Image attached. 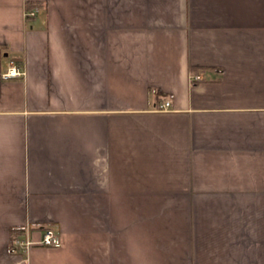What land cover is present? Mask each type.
I'll use <instances>...</instances> for the list:
<instances>
[{
    "label": "crops",
    "instance_id": "0c3cea01",
    "mask_svg": "<svg viewBox=\"0 0 264 264\" xmlns=\"http://www.w3.org/2000/svg\"><path fill=\"white\" fill-rule=\"evenodd\" d=\"M48 226L22 264H264V0H0V264Z\"/></svg>",
    "mask_w": 264,
    "mask_h": 264
},
{
    "label": "built area",
    "instance_id": "2783aa9c",
    "mask_svg": "<svg viewBox=\"0 0 264 264\" xmlns=\"http://www.w3.org/2000/svg\"><path fill=\"white\" fill-rule=\"evenodd\" d=\"M41 12L40 6H34L32 8H27L24 10V19L32 20L35 19ZM26 71L24 67L16 60H11L10 66L6 72L1 74V78L4 80H9L13 78L25 77ZM172 107L170 101L165 102L161 105L159 111H169ZM62 244L59 233L55 230L53 226H48L44 228L43 235L39 241H35L29 229H26L22 233H17L12 237L11 246L13 251L21 255V261L16 264L25 263L28 260V254L34 246H43L58 248Z\"/></svg>",
    "mask_w": 264,
    "mask_h": 264
},
{
    "label": "trees",
    "instance_id": "16d2710c",
    "mask_svg": "<svg viewBox=\"0 0 264 264\" xmlns=\"http://www.w3.org/2000/svg\"><path fill=\"white\" fill-rule=\"evenodd\" d=\"M32 7H34V5H29V6H28V8H32ZM15 234H17V232L13 233V236H14Z\"/></svg>",
    "mask_w": 264,
    "mask_h": 264
}]
</instances>
